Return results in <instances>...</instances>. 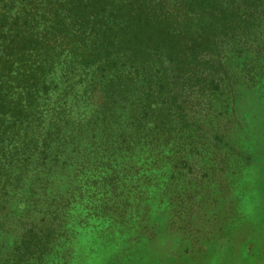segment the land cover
Listing matches in <instances>:
<instances>
[{
  "label": "rangeland",
  "instance_id": "rangeland-1",
  "mask_svg": "<svg viewBox=\"0 0 264 264\" xmlns=\"http://www.w3.org/2000/svg\"><path fill=\"white\" fill-rule=\"evenodd\" d=\"M220 2L236 21L220 13L223 28L190 49L191 61L165 64L168 77L153 83L151 100L160 123L176 119L153 129L155 146L129 154L118 168L124 176H108L104 210L96 200L59 215V197L34 220L27 205L41 198L27 190L12 214L23 215L22 229L0 224V264H264V0ZM76 106L77 121L92 117L94 107ZM86 145L82 153L97 156L100 147ZM54 178L63 190L71 181ZM67 217L71 238L55 258L57 244L47 241L59 243Z\"/></svg>",
  "mask_w": 264,
  "mask_h": 264
},
{
  "label": "trees",
  "instance_id": "trees-1",
  "mask_svg": "<svg viewBox=\"0 0 264 264\" xmlns=\"http://www.w3.org/2000/svg\"><path fill=\"white\" fill-rule=\"evenodd\" d=\"M220 13L236 21L220 0H0V224L22 229L23 215L12 214L28 191L41 198L27 205L34 220L59 197L66 202L52 210L59 215L96 200L103 211L108 176H124L118 168L129 154L155 146L153 129L176 119L159 122L153 83L168 77L166 63L185 65L193 46L223 28ZM76 104L94 107L92 117L77 121ZM83 143L100 147L97 156L82 153ZM58 174H68L67 189L50 179ZM72 219L63 220L59 243L47 241L57 244L55 258L71 238ZM16 260L2 264H42Z\"/></svg>",
  "mask_w": 264,
  "mask_h": 264
}]
</instances>
